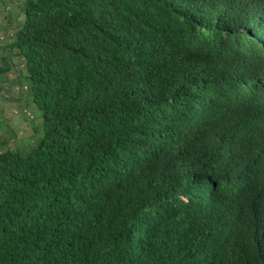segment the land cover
Segmentation results:
<instances>
[{
  "label": "trees",
  "instance_id": "16d2710c",
  "mask_svg": "<svg viewBox=\"0 0 264 264\" xmlns=\"http://www.w3.org/2000/svg\"><path fill=\"white\" fill-rule=\"evenodd\" d=\"M0 264H264V0H0Z\"/></svg>",
  "mask_w": 264,
  "mask_h": 264
}]
</instances>
